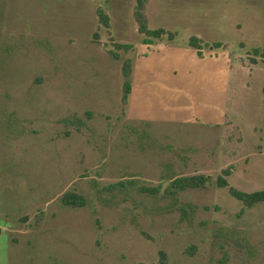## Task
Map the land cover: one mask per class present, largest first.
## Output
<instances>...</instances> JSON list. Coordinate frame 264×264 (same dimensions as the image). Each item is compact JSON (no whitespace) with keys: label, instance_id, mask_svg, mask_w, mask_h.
Listing matches in <instances>:
<instances>
[{"label":"rangeland","instance_id":"rangeland-1","mask_svg":"<svg viewBox=\"0 0 264 264\" xmlns=\"http://www.w3.org/2000/svg\"><path fill=\"white\" fill-rule=\"evenodd\" d=\"M135 4L0 0V264H264V202L241 211L216 185L229 168V187L264 190V61L248 53L264 0H147L148 26L174 33L149 45Z\"/></svg>","mask_w":264,"mask_h":264},{"label":"trees","instance_id":"trees-1","mask_svg":"<svg viewBox=\"0 0 264 264\" xmlns=\"http://www.w3.org/2000/svg\"><path fill=\"white\" fill-rule=\"evenodd\" d=\"M146 1L147 0H136L134 12H133L134 19L138 26L137 28L138 33L143 35L142 42L144 44L149 45V44H152L156 39L162 38L163 35H168L169 39H173L174 33L162 27L150 28L148 26L147 17L145 14ZM97 15H98V19L100 23H102L106 27L109 26V16L107 15L104 9H102L101 7H98ZM201 42H202L201 39H199L196 36H191L189 39V46L195 48L199 56H201V49H202ZM213 45L215 47H219L221 46V43L214 42ZM114 46L116 50H123L125 52H127L129 49L132 48V45L128 43L115 42ZM248 53L251 55L250 59L252 63H257L258 59L264 61V46L252 47ZM111 54L114 59H119V55L117 52L112 51ZM121 73H122V78H123L122 98H123V101H125V99L131 92V81H130L131 63L129 59H125L122 62ZM263 100H264V86H263ZM66 120L70 121L71 119L67 118ZM230 174H231V171L229 168L223 169L221 173L216 177V185L222 188L228 187L229 194L242 203L241 211H243L245 208H251L257 203L264 202V190H256V191L248 192V191L236 189L234 187H229L227 176H229ZM210 178L211 177L209 175H205L202 173L172 177L168 188L171 189L172 192L182 191L185 189H198V188H202L205 185V183H207L210 180ZM120 185L123 186V183H120ZM162 185L163 184H160L156 188L141 187L140 190L143 192L150 193V194H156V193L159 194ZM110 186L111 188L116 187V185H110ZM110 186H108L107 188H109ZM61 201L63 202L64 205L70 206L73 208L82 207L86 203L85 197L77 193L74 190H69L65 192L61 197ZM183 212L186 215L188 213V210L183 209ZM161 255L162 256L160 257L159 262L163 264L164 256L162 253Z\"/></svg>","mask_w":264,"mask_h":264},{"label":"water","instance_id":"water-1","mask_svg":"<svg viewBox=\"0 0 264 264\" xmlns=\"http://www.w3.org/2000/svg\"><path fill=\"white\" fill-rule=\"evenodd\" d=\"M161 190H163V188Z\"/></svg>","mask_w":264,"mask_h":264}]
</instances>
